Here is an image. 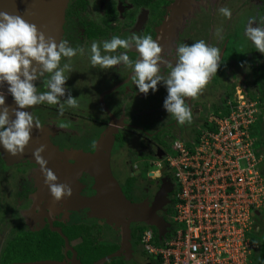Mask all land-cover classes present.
I'll list each match as a JSON object with an SVG mask.
<instances>
[{"label":"rangeland","instance_id":"374dc122","mask_svg":"<svg viewBox=\"0 0 264 264\" xmlns=\"http://www.w3.org/2000/svg\"><path fill=\"white\" fill-rule=\"evenodd\" d=\"M126 1H128V3L133 2V0ZM93 2L94 3H91V14L89 17L98 23H101L107 4L111 2L116 4V0H93ZM67 3L68 0L66 4ZM153 4L154 3L149 7L153 9V13H156L153 17H147L146 12L143 10H139V13H137L134 8H131L130 12L133 16L123 18L116 17L117 19L111 24V33L116 32V29H118L117 35L122 38L128 37L131 34L141 36L142 29L148 25L149 29L155 33L153 39L156 40L162 48L161 55L165 57L172 52L171 59L173 63L174 47L179 43L191 44L196 40L202 39L207 44L220 48L221 62L215 75L210 78L208 84L197 97L185 98L186 105L191 109L192 114L195 104L201 106L200 108L202 109L218 104L222 97L231 94L238 84L244 86L248 93H254L256 97L260 98L262 96V100L264 101V93L259 90V88L264 87V84L260 86L257 85L260 79H264V71H254L257 64L264 63V55L255 50L252 44L243 35L249 17H264V5L260 0H172L171 4L167 7L164 19L156 25L154 20L157 23L159 13H157L158 9L154 8L155 5ZM222 6L228 7L231 10V16L229 18H225L218 13L217 9ZM82 16L83 14L80 15V17ZM65 24L64 11L61 20V33L59 35V40L55 41L56 43L63 40L66 31ZM252 26H256L255 21H253ZM217 29L220 30L219 35L217 34ZM107 39L110 38L103 36V38L93 41L100 42ZM90 44L91 42L83 43L82 40L77 41L75 44H71L70 46L74 48H83L84 53H78L73 56L70 61L65 58L61 60L62 64L68 62L71 65V72L66 74L69 76L68 78L70 79L72 89L79 92L80 96H82L81 94L83 93V100L80 102V107L77 106L70 109H75L74 112L79 113L81 117L84 116L85 119L81 118L74 124L76 129L71 128L72 131H69L67 128L63 132L65 135H70L66 139L68 141L71 139V143L61 142L56 139L57 136L54 132L58 130L62 132L63 126L67 125H62V121L66 117L62 116L64 113L61 114L58 112L56 114L57 116L53 129L50 128L49 130L46 124L40 121L41 126L39 129L33 127L30 133V140L26 147L34 150L41 144L44 145V150L40 155L47 160V168L57 177L56 183L67 184L72 189L69 197L66 199L62 198L64 202L73 200L77 205L81 202L82 196L79 190H81V185L83 183L81 182L82 177L80 175L82 173H87V175L91 176L93 179L92 183L95 193L97 192L95 186L98 184V180L106 184V186L102 184L106 189H112L109 197L106 196L107 205H116V193L117 190H119L117 196L120 198L121 202L125 203L123 204L126 208L124 211L130 212L132 209L134 210V208H129L133 202L125 197L123 186L121 187L120 184L121 182L113 176L114 172L110 164L111 157H116V160L128 159L130 157L138 166L143 167L142 163H145V160L142 159V156L140 158V155H143L145 151L151 147L150 141H144L142 139V125L144 124L145 117L148 116V114H144L143 111L147 105L145 102L149 101L151 103L154 101L155 105L151 108L152 115L154 119L160 118V110L163 109L162 101L166 95V90L158 83L157 90L154 93L149 90L147 94L148 98H145L143 96L145 94L139 93L132 85V87H122L117 93L107 95L106 98L108 103L105 105L110 113L116 114V116H118L117 118L121 120H124L125 117L124 123L126 124L123 128L126 127L125 129H127V131L124 134V139L121 137L120 140H116L114 137L115 132L117 133L119 130L122 133L123 129L119 128L113 131L112 129H115V127H113L110 128L112 131L108 130L107 128L110 125V120L103 107L102 111L100 109L98 112L99 106L98 108H94L96 106L92 104L98 102L100 92L115 81V76L111 75L109 77V72L115 66L109 69H101L99 66L93 67L89 62L88 55ZM130 51L136 54L134 48H130ZM116 52L119 54L120 52H127V50L117 49ZM160 67L161 74L166 76L169 69L163 64H161ZM124 70H126L125 67H123V71ZM256 85L258 87H256ZM87 100L92 102L90 103L91 105L86 103ZM5 103L7 104V98H5ZM10 104L12 105V101L8 103L9 106ZM95 117L101 119L99 122H103L100 135L102 139L99 140V142L102 141L103 148L101 149L99 147V142L94 144L91 142L90 138H86V136L90 135L95 138V136L99 134L96 128L98 123L94 122L96 121ZM153 125H155V121ZM261 129L264 130L263 124L261 125ZM96 131L97 135L95 134ZM256 134L257 133L253 131L252 136L256 137ZM186 136L188 135L185 134L184 131L176 132V137L178 138L185 139ZM134 137H136L135 140ZM262 139L264 142V133H262ZM261 146L262 142L257 139L256 142H254V148L257 149L258 152L260 150L262 156H264V143L263 148H261ZM262 165L263 163H261V166ZM100 167L106 171L104 172L103 170V173H101ZM41 176L42 174L38 163L33 161L31 157H28V155L24 153H19L16 156H12V158H7L0 148V247L7 238L16 233L26 230L32 231L33 228L40 227V223L37 221L39 219L42 221V217L45 215L41 210L42 206H39L43 195V183L40 181ZM141 177L144 178V175ZM162 179L173 184V177L170 175L163 174ZM158 181L160 182L161 179L154 180L155 183H158ZM145 183L149 182L147 181ZM24 189H27V191L23 193V196H20L21 192L25 191ZM135 193H140L141 196L144 195L142 188H138V191ZM94 195L95 194H93V196ZM46 196H48L52 202L53 198L49 190L46 191ZM37 204V207H39L38 211H36L37 207H35ZM59 204L60 202L58 205ZM139 204L142 210L146 208L143 207L146 206L145 203ZM83 207L93 212L92 214L90 213L91 216L99 217V213H96V205H92V207L89 205L87 207L84 204L82 208ZM116 210L118 209L116 208ZM135 211H137V208ZM148 212L151 214L153 213L152 211ZM153 216L155 217V215ZM102 217L107 221L117 219L116 217L110 216L107 210L103 213ZM263 219L264 208L260 209V215L256 216L255 222L259 225ZM165 220L166 218L161 219L162 222ZM144 223L148 225L149 222L144 221ZM152 225L156 228V231L159 232L157 237L158 241L168 240V235L171 233L170 227H168L165 232L158 228L160 226L157 223H152ZM121 227L122 224H118L117 231L120 232ZM252 237L258 240L259 246L264 244V234L252 233ZM149 260L151 264H155V261L157 262L154 258H149ZM63 263H66V261Z\"/></svg>","mask_w":264,"mask_h":264},{"label":"clouds","instance_id":"9594fccd","mask_svg":"<svg viewBox=\"0 0 264 264\" xmlns=\"http://www.w3.org/2000/svg\"><path fill=\"white\" fill-rule=\"evenodd\" d=\"M217 11L225 18L231 16L228 7L222 6ZM253 21L256 22L255 27L252 26ZM219 33L220 30L217 29V34ZM243 35L255 50L264 55V17H249ZM129 48L135 49V60L130 59L126 52H116L117 49ZM78 53L83 54L84 49L74 48L66 40L56 43L51 37L46 38L35 24L26 22L20 15L0 11V89H4L0 91V147L8 155L22 153L30 140L33 127L39 129L41 126L32 111L24 109L41 104L56 105L58 112L62 114L65 106H78L71 90L66 86L69 77L66 73L71 72V65L68 62L61 63L62 58L70 61ZM161 53V46L152 36L136 34L124 38L113 35L107 40L92 41L88 48L89 62L93 67L109 69L122 65L130 68L132 83L139 93L147 95L149 90L154 93L160 83L166 90L162 101L166 114L177 125L191 124L192 112L186 105L185 98L197 97L215 75L221 62L220 48L211 46L202 39L191 44L179 43L174 47V63L165 59ZM161 64L169 69L166 76L161 74ZM42 78L45 90L38 91L34 82ZM240 86L242 85H236ZM234 90L235 88L231 94L223 96L219 104L206 108L197 130L204 125L210 113L217 114L223 109L224 100ZM243 90L247 92L244 86ZM66 91L68 95L62 103ZM5 95L11 97L12 106L5 103ZM259 109L261 111L260 107ZM263 116L261 113L258 120L263 122ZM192 137H185V140ZM43 150L44 145L41 144L32 151V156L40 167L43 183L47 185L51 197L59 203L62 198L66 199L71 195L72 189L67 184L56 183L57 177L46 167L47 160L40 155ZM160 229L165 231L164 228ZM253 233L264 234V220ZM151 234V245L160 247L162 244L157 245L156 242L158 231ZM253 239L257 247L252 250L249 259L250 264H257V259L264 255V244L259 246L258 240ZM148 254L149 258H154Z\"/></svg>","mask_w":264,"mask_h":264},{"label":"flooded vegetation","instance_id":"af4514ba","mask_svg":"<svg viewBox=\"0 0 264 264\" xmlns=\"http://www.w3.org/2000/svg\"><path fill=\"white\" fill-rule=\"evenodd\" d=\"M172 0H133V2L128 3L126 0H116V4L113 2L108 3L106 7V11L104 12V15L101 19V23H98L91 19L90 11H91V3H94L93 0H68V3L65 8V21H66V31L64 33L63 40L68 41L69 45L75 44L77 41L82 40L83 43H90L95 39L108 37L111 38L113 35L118 34V29H116V32L111 33V24L119 17H132V13L130 12L131 8H134L135 12L139 13V10H143L146 12L147 17L150 16L153 17L156 13H153V9H150L152 3L154 8L158 9L159 17L156 24H159L161 20L164 19L167 11V7L169 4H171ZM262 4L264 5V0H260ZM83 14L82 17L80 15ZM117 17V18H116ZM143 35H150L152 38H154L155 33L154 31L149 29V26L146 25L142 29ZM118 36V35H117ZM126 36V35H125ZM121 37V36H120ZM122 38V37H121ZM126 54L129 56L130 59L135 60L136 54L132 53L129 49H126ZM172 52L166 55L164 58L173 61L171 59ZM124 66H115L109 73V77L111 75L115 76V81L107 86L103 91L100 92L98 96V102L92 103L90 100H87V104L95 105L98 108L97 110L101 109L102 107L107 115V117L110 120V125L108 126V130H111L110 128L115 127V129H112L113 131L119 128H122L121 131L118 130V132H115V139L120 140L121 137L124 139V134L126 133L127 129L125 126L126 123H124V120H121L120 118H117L116 114L110 113L108 108L105 104L108 103L107 95L114 94L119 91L122 87H132V78H131V69L125 68L126 70L123 71ZM258 66L254 68L255 71H260L259 69H256ZM264 71V70H263ZM108 76V75H106ZM253 80V78H252ZM43 80H37L34 83L37 86L38 91H44L43 87ZM260 84H264V79H260L257 83L258 86ZM256 85V87H258ZM66 86L68 89L71 90L72 96L76 99L78 107H80V102L83 100L82 96L83 93L80 96L79 92H76L71 87L70 79L68 78V81H66ZM134 86V85H133ZM134 89L135 86L133 87ZM246 89V88H245ZM264 93V92H263ZM133 94V93H132ZM68 95L67 91L65 94L66 98ZM139 96V95H138ZM145 98H148L147 95H143ZM137 98V97H136ZM254 98H258L254 96ZM147 105L143 109L144 114H148V116L145 117L144 124L142 125V133H143V140L144 141H150L151 147L145 151L143 155H140V158L142 156V159L145 160V163L143 162V167L138 166L137 163H135L130 157L127 159H120L116 160V157H111V168L113 170V176L118 179L121 183V187L123 186V192L125 197L128 200H131L134 205V210L132 209L129 212V215L125 216L124 219L117 218L113 220L107 221L105 218L101 217H94L91 216L93 212H90L87 208H82V202H80L78 205L75 201H63L61 199L60 204L56 203L52 199V203L48 196H46V191H48L47 185L43 183V176L40 177V181L43 183V195L40 200L39 206H42V211L45 213L42 217V221L39 219L37 222L40 223V227L35 229L33 228L32 231H36L39 229H43L44 227H47L50 231L55 232L62 240V245L60 248L59 257H54L55 255H51L50 258L46 259H40L37 261H45V260H51L55 262H64L69 263L72 258L71 251L64 245L63 238L59 235V233L56 231V229H59L60 232L63 234L64 237L67 239V244L69 247H71L76 255L75 258L78 259L83 264H93L95 261H97L99 258L104 257L108 254H111L113 252L119 251V254L117 256H114L112 258H115L118 262V264H151L149 260V254L147 250L144 247V243L142 241V236L145 234V231L151 229L152 232H156V228L152 225V223H157L161 228L166 229L168 227L171 228V219L173 216V204H174V193L176 190V183L173 178V184L168 183L165 179H162L163 174H167L172 176V173L169 169H167L164 165H162L158 170H153L154 164L158 161H161L164 159V156L171 152V145L172 142L176 137L177 131H184L185 134L188 136L186 137H192L196 134L197 128L199 126V123L202 120L204 110L200 108L198 104H195L193 106V114L192 117L194 121L191 122V124H184V125H177L175 120L168 116L166 112L161 109L160 110V118L154 119L152 115L151 108L153 105H155L154 101L151 103L145 102ZM220 103V102H219ZM218 103V104H219ZM26 111H32L33 115L36 117L37 120L40 122H43L46 124V127L53 129L55 126V120H56V114L58 113L57 106L56 105H47V104H41V105H34L31 109H25ZM151 110V111H149ZM75 109H70L67 106H65V110L63 111V117L64 120L62 121V125L67 124L66 126H63V131H55V135L57 136V140L65 143H71V139L68 141L66 138L70 135L63 134L64 130H71V128H75V123L82 119H85L84 116H80L79 113L74 112ZM142 111V110H141ZM140 111V112H141ZM147 112V113H146ZM130 113V112H129ZM126 115V114H125ZM129 116V115H128ZM127 117V116H126ZM94 121L95 123H98V126L96 127L98 130L95 134V138L90 136H86V138H90L92 143L99 142L100 139H102L101 135V125L103 124L102 121L99 122L101 119H97L95 117ZM155 121V125H153V122ZM79 124V123H77ZM264 125V120L262 122ZM115 125V126H114ZM112 126V127H111ZM57 127V126H56ZM105 127V126H104ZM154 127V128H153ZM58 128V127H57ZM65 128V129H64ZM74 129V130H75ZM111 130V131H112ZM72 131V130H71ZM76 132V131H74ZM78 132V131H77ZM262 133H264V130L260 127V134L257 136V139L262 142L261 148H263V139H262ZM136 137H134V140ZM97 140V141H96ZM56 141V140H55ZM54 141V142H55ZM119 142V141H117ZM143 142V141H142ZM102 144V141L99 142ZM99 144V147L101 149V146ZM148 145V144H147ZM103 147V146H102ZM155 150V152H154ZM157 151V152H156ZM160 151V153H159ZM139 158V159H140ZM264 156H262V162L264 166ZM144 175V178L141 177ZM82 178V185L80 194L82 198L84 197H90L93 196L95 193V190L93 189V183H92V177L87 175V173H82L80 175ZM173 177V176H172ZM42 179V180H41ZM161 179V181L158 183H155L154 180ZM39 180V179H38ZM68 181V180H67ZM149 183H145V182ZM39 182V181H38ZM40 183V182H39ZM70 184V182H69ZM138 184V185H137ZM74 186V185H73ZM139 186V187H138ZM138 188H142V191L144 192V195H140V193H135L138 191ZM25 191L21 192L20 196H23V193L27 191V189H24ZM135 203L138 204L137 211L135 208ZM139 203H145L146 207L143 210L140 207ZM35 205V207H37ZM38 208L36 211H38ZM24 209V208H22ZM148 211H152L153 215L149 213ZM39 218V217H38ZM162 218H166L164 222L161 221ZM147 219V220H146ZM264 220V219H263ZM144 221H148L151 224L146 225ZM122 224L121 231H117V225ZM126 225L128 227L127 232V238L126 242L123 243L124 236H123V225ZM27 231V230H26ZM30 231V230H29ZM150 231V230H149ZM119 232V233H118ZM83 237L89 238L92 240V246L96 247V252L93 255H99L98 252H104L107 251V253L102 254V256H98L95 259L89 258L87 253H84L85 251L82 249V242ZM99 245V246H98ZM102 252V253H103ZM84 253V254H83ZM84 257V258H83ZM83 258V259H82ZM110 258V259H112ZM87 259V262H84L83 260ZM90 259V260H89ZM108 259L107 261H109ZM153 260V259H152ZM106 261V262H107ZM25 262H32V261H25ZM105 263V262H104ZM103 263V264H104ZM155 264L157 262L155 261Z\"/></svg>","mask_w":264,"mask_h":264},{"label":"built area","instance_id":"2783aa9c","mask_svg":"<svg viewBox=\"0 0 264 264\" xmlns=\"http://www.w3.org/2000/svg\"><path fill=\"white\" fill-rule=\"evenodd\" d=\"M261 111L243 86L210 113L189 140L175 138L171 152L154 164L169 169L176 183L171 233L160 247H144L158 264H250L257 247L252 233L264 208L262 154L252 127ZM264 119V116L262 117Z\"/></svg>","mask_w":264,"mask_h":264},{"label":"water","instance_id":"95a60500","mask_svg":"<svg viewBox=\"0 0 264 264\" xmlns=\"http://www.w3.org/2000/svg\"><path fill=\"white\" fill-rule=\"evenodd\" d=\"M66 2L67 0H0V11L7 12L11 15H20L26 22L30 24H35L38 31L43 32L46 38L51 37L54 41H56V40H59V37H60L59 35L61 33V20L63 18V14H64V11L67 5ZM0 91H4V89H0ZM5 98H7V104L12 101L11 98L8 97L7 95H5ZM10 106L12 105L10 104ZM100 146L101 148H103L102 144H100ZM0 148L2 152L4 153L5 157L12 158V156L8 155V153L5 150H3L2 147ZM32 151L33 150L30 149L29 147H25L22 153L28 155V157H31V159L35 161V159L32 156ZM46 167L48 166L46 165ZM101 167H100V170H101ZM103 170L104 169H102V172ZM105 171L106 170H104V172ZM102 184H104V182L98 180V184L95 186L98 193H96L94 196L82 198L81 206H84V204L87 207L89 205L90 207H92V205L100 206L102 202L107 200L106 196L109 197V194L112 189H109V188L106 189L105 188L106 184H104L105 186H103ZM118 192L119 190H117V193ZM117 193H116V205L112 204L111 206H108L107 211L110 214V216L114 218L116 217V218L124 219L125 216L129 215V212L124 211L126 210V208L123 205L125 203L120 201V198L117 196ZM137 206L138 204L135 203V208H137ZM116 208L118 210H116ZM129 208H134V205L133 204L130 205ZM148 224H151V223H148ZM158 228L160 229V227ZM56 231L63 238L64 245L72 253V258L69 263L45 260V261H32V262H14L11 264H81L79 260L75 258V255H76L75 251L71 247L68 246L66 237L63 236V234L60 232L59 229H56ZM122 232L124 236L123 243H125L126 238L128 236L127 235L128 227H126L125 224L123 225ZM118 254H119V251L113 252L111 254H108L104 257L99 258L93 264H103L108 259L114 256H117Z\"/></svg>","mask_w":264,"mask_h":264},{"label":"trees","instance_id":"16d2710c","mask_svg":"<svg viewBox=\"0 0 264 264\" xmlns=\"http://www.w3.org/2000/svg\"><path fill=\"white\" fill-rule=\"evenodd\" d=\"M257 66L258 67L256 69H259L260 71L264 70V63L257 64ZM263 89L264 87L259 88V90H261L262 93L264 92ZM246 95L250 99L251 98L255 99L258 107L261 108L262 115H264V101L262 100V96L260 98H254L255 96L254 93H248V92H246ZM261 125H262V121L258 120V122L252 127V131L257 133L256 136H259L260 134ZM155 235H157V233ZM92 242L93 241L90 240L89 238L83 237V242L81 244L82 249L85 251L84 253H87L89 258L95 259L99 255L102 256V254L107 253V251L104 250V252L102 251L103 253L98 252L100 253L99 255H93L96 252L95 249L96 247L92 246ZM156 242L157 245L163 244L162 240L158 241L157 238H156ZM61 245H62L61 238L55 232L50 231L47 227H44L43 229L41 228L36 231H20L14 234L13 236L7 238L4 244H1L0 264H11L14 262H25V261H37L40 259L50 258L51 255H55L54 257H59ZM83 261L87 262V259ZM257 261H258L257 264H264V255L262 254L257 259ZM104 264H118V262L115 258H112L109 261L105 262Z\"/></svg>","mask_w":264,"mask_h":264},{"label":"crops","instance_id":"0c3cea01","mask_svg":"<svg viewBox=\"0 0 264 264\" xmlns=\"http://www.w3.org/2000/svg\"><path fill=\"white\" fill-rule=\"evenodd\" d=\"M100 171H101V173H103V172H102V169H101ZM105 202H106V201L102 202L100 206H97V207H96V213H97V212L99 213V217L103 216V213L107 210V207H108V206H111V205H109V204H108V205L105 204ZM106 205H107V206H106Z\"/></svg>","mask_w":264,"mask_h":264}]
</instances>
